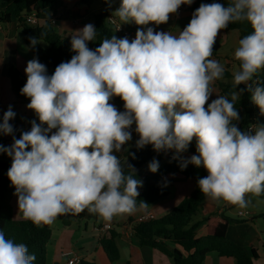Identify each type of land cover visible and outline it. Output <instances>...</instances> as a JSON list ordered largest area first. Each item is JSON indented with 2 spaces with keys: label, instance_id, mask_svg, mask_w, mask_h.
Returning <instances> with one entry per match:
<instances>
[{
  "label": "clouds",
  "instance_id": "obj_1",
  "mask_svg": "<svg viewBox=\"0 0 264 264\" xmlns=\"http://www.w3.org/2000/svg\"><path fill=\"white\" fill-rule=\"evenodd\" d=\"M192 3L121 0L113 15L122 23L158 26L182 4ZM241 21L253 31L239 40L234 53L239 61L232 73L235 90L230 99L218 95L208 103L211 85L225 72L219 61L210 59L216 38L230 23ZM96 34L92 24L75 30L71 48L76 55L51 76L38 58L27 62L20 92L30 98L27 108L40 123L32 121L31 130L19 139L13 135L10 146L0 145V152L12 158L7 175L25 220L49 225L59 215L87 209L111 221L135 211L143 181L135 178L131 164L126 175V161L114 154L132 139L133 124L137 149L151 145L157 153L173 150L181 170L189 164L203 167L208 175L197 186L211 200L246 208L247 193H264V123L246 131L235 123L240 120L236 101L245 90L264 116V82L253 79L264 70V0H231L227 7L202 3L178 35L148 26L138 28L132 41L113 35L92 50L88 42ZM29 40L33 48L41 43L35 36ZM240 84L246 88L236 91ZM113 97L122 99L124 111L109 102ZM15 115L9 106L0 133L13 134L9 121ZM193 138L196 154L184 158ZM148 168L156 173L159 162L154 158ZM35 259L25 244L0 231V264H33Z\"/></svg>",
  "mask_w": 264,
  "mask_h": 264
},
{
  "label": "trees",
  "instance_id": "obj_2",
  "mask_svg": "<svg viewBox=\"0 0 264 264\" xmlns=\"http://www.w3.org/2000/svg\"><path fill=\"white\" fill-rule=\"evenodd\" d=\"M230 2L231 0H194L189 11L193 14L202 3H221L227 7ZM96 3H100L103 10L95 16L96 38L94 41L88 42V47L92 50L99 47L104 39H110L113 35L118 38L114 28L108 24V17L112 15V11L119 8L121 0H79L78 6H92ZM48 8L55 10L62 8L63 12L59 17L60 19H78L77 14H72L66 5L58 0H6L0 4V28L15 22L18 30L24 36L29 51L35 58H38L40 63L46 65L49 71L48 75L51 76L60 63L70 61L76 53L72 51L71 39L64 38L56 33L51 22H45L42 26L29 22L32 17L39 19L41 12ZM126 26L134 32L139 28L134 23H131V25L126 24ZM223 30L237 31L239 39L251 34L253 31L247 21L230 23ZM32 36L41 41L34 48L29 40V37ZM217 56V46L214 44L210 59ZM229 76L228 73H224L223 78ZM253 78L264 82V70H259ZM26 80L27 76L23 75L17 68L12 67L10 70L12 93L18 104L27 106L30 103V98L21 95L20 92ZM219 88L220 95L228 96L229 99L231 98V92L235 90L233 85L224 83H219ZM240 89L245 88L240 84L237 86L236 91ZM117 98L121 99L120 97ZM235 107L240 116V120L235 123L241 131H246L250 125L264 123V116L260 115L259 108L252 103L249 91L245 90L243 92L240 99L236 101ZM34 120L37 124L40 123V121L32 119L26 126L25 124H11L14 128L13 134L9 135V139L0 138V145L10 146L13 143V135L16 139H19L22 132H25V127H28V131L31 130V122ZM131 153L135 154L134 159L130 155ZM123 158L126 161L124 172L127 175L131 173V170L127 168V164L133 165L136 171L145 164L150 163L154 158L160 162L165 157L161 152L154 151L151 145H147L142 149L128 150ZM11 164L12 158L6 153L0 152V231L5 233L6 239L25 244L28 247L29 254H34L36 257L33 264H47L48 245L52 239L50 228L47 225L36 226L30 220H15L13 218L14 209L8 201V196L15 190V187L11 184L7 175ZM168 174H180L193 180L195 189L169 214L150 221L133 222L132 231L134 236L138 238L140 245L163 253L175 264H204L210 253H217L221 258L233 259L236 264H255L258 258L255 251L249 254L244 248L226 236L230 225L244 220H234L225 214L203 219L197 218L201 206L207 199L197 186L198 179L208 175L203 167L198 168L189 164L187 168L181 170L177 160L167 159L164 167L156 173H150L145 177L134 173L136 179L143 181L142 190L136 198V209L150 207L158 200L169 195L168 188L162 183L152 184V181L159 180ZM253 195L264 200V193ZM141 200L146 203L144 206H141ZM84 212L86 213V209L79 214H73L74 219L82 221ZM202 223H206V234L198 236L197 230ZM64 224L69 225L67 221H64ZM119 237L120 234L115 229H111L110 236L101 240V246L111 262L120 260V251L117 245ZM171 245H177L180 249L172 248ZM80 264L92 263L82 260Z\"/></svg>",
  "mask_w": 264,
  "mask_h": 264
},
{
  "label": "crops",
  "instance_id": "obj_3",
  "mask_svg": "<svg viewBox=\"0 0 264 264\" xmlns=\"http://www.w3.org/2000/svg\"><path fill=\"white\" fill-rule=\"evenodd\" d=\"M5 1L6 0H0V4ZM58 1L63 2L72 14H77L78 19H60L59 17L63 12L62 8L57 10L48 8L41 12L36 25L42 26L45 22H51L54 18H57L56 24H52V27L56 33L67 39H71L73 32L82 29L86 24L94 25L95 16L103 10L100 3H96L92 6H78L79 0ZM193 3L191 5L182 4L184 7L182 13H178L177 10L176 13L170 14L167 23L158 26L150 24L148 26L153 27L154 31H170L172 34L178 35L179 31H182L192 18L189 8ZM239 40V33L237 31H224L223 29L220 30L216 38L215 45L217 46L218 56L213 59L219 61V63L225 68L224 73H228L230 76L219 79L211 85L214 92L210 96L208 103H211L212 100L218 98V95H220L219 83L233 85L232 73L239 69V61L234 57L235 50L239 46ZM33 58L34 56L27 48L24 36L18 30L15 22L0 29V122H2L4 112L8 110L9 106H11L12 110L16 113L15 117L9 121L10 124H28L32 119L39 121L33 110L28 109L26 105H21L16 102L12 93L10 81V70L12 67L17 68L26 76L25 68L27 62ZM47 74H49L48 69ZM241 85L246 88L245 84ZM112 100L117 110L124 111V102L122 99L113 97ZM205 108L207 109V104L205 105ZM27 130L28 127H25V131ZM53 131H55V129ZM49 135H51V133ZM135 135L136 139L134 141L130 140L126 145L122 146L121 151L116 152L115 154L122 160V162L124 161L123 157L125 153L130 149L136 148L131 146L133 143L136 145V140L139 139L137 133ZM0 138L9 139L10 136L0 133ZM191 154H196L195 138H193L188 150L182 155L189 156ZM166 162V158L160 161L158 170L163 168ZM148 165L149 163L145 164L137 169L135 173H138L142 177L152 173L149 170ZM157 183H162L168 188L169 195L167 197L158 200L150 207L136 209L131 213L115 215L111 221H105L98 214H94V241L91 242V244H79L78 242L73 244V242L69 243L68 240L64 239L63 242L54 247L53 264H66L67 258L65 257V254L67 253H70L71 256L77 255L81 257L82 260L92 264H175L163 253L150 247L141 246L138 238L133 234L132 224L133 222L140 221L141 217L149 212L153 213L156 218H161L169 214L185 198L193 193L195 182L180 174H168L159 180L152 181V184ZM141 190L142 187L138 188V192ZM14 192L15 190H13L8 196V199H11V202L9 201L11 206L13 200H18V197L14 195ZM245 199L249 201L246 208H240L238 205H235L230 209L222 211V207L226 202L220 201L217 203L207 197L198 212L197 218L203 219L225 214L234 220H244L240 223L230 225L227 229L226 236L228 239L244 248L249 254H251L252 251H255L258 256L255 264H264V200L257 198L253 193H247ZM239 211L249 212L250 215L248 217H240L238 215ZM92 217V213H89L86 209L83 220L89 221ZM83 220H67L70 230H64V233L70 234L71 232L70 235L72 237V231L78 230L81 227V222H83ZM88 221L85 223V230L88 229ZM107 225L120 234V237L117 239L120 260L116 262H111L108 259L101 246V240L110 236V231L105 234L103 230V227ZM205 234L206 223H202L197 230V235L204 236ZM70 240H72V238ZM171 247L180 249L177 245H171ZM204 264H236V262L233 259L221 258L217 253H210L206 257Z\"/></svg>",
  "mask_w": 264,
  "mask_h": 264
},
{
  "label": "rangeland",
  "instance_id": "obj_4",
  "mask_svg": "<svg viewBox=\"0 0 264 264\" xmlns=\"http://www.w3.org/2000/svg\"><path fill=\"white\" fill-rule=\"evenodd\" d=\"M115 11H112V15ZM113 17H115L113 15ZM117 20H119L118 17H115ZM120 21V20H119ZM121 22V21H120ZM122 23V22H121ZM131 23H134V22H131ZM131 23H122V24H127V25H131ZM135 24V23H134ZM136 25V24H135ZM137 27L139 28H146L147 26H139V25H136ZM119 36V35H118ZM118 38H122L121 36H119ZM110 103H114L113 100H110L109 101ZM123 111V110H122ZM26 126V124H25ZM135 126V124H134ZM28 131V130H27ZM25 131V132H27ZM136 139V135L135 133L132 134V139L131 141H134ZM133 143V142H132ZM132 147H136V145L133 143L131 145ZM137 148V147H136ZM30 150V148L28 149ZM116 154V152L114 153ZM8 201L11 202V199H8ZM18 200H13L12 202V208L14 209V219L15 220H25L23 218V215L22 213L19 211L18 209V203H17ZM92 218L91 220H83V222H81V227L76 230V231H72V237H71V232L70 234H66L64 233V230H70L68 226H66L64 224V221H67V220H73L75 217L73 216V214L69 213V214H65L64 216L62 215H59L53 223L47 225L51 232H52V239H51V243L48 245V264H53V256H54V247L57 245V244H60L61 242L64 241V239L68 240L69 243H72L73 244L75 242H78L79 244H83V243H86V244H91V242L94 241L95 239V234L93 232V222H94V214L92 213ZM87 221L89 222L88 224V229L85 230L84 227L86 226L85 223H87ZM72 238V240H70Z\"/></svg>",
  "mask_w": 264,
  "mask_h": 264
},
{
  "label": "built area",
  "instance_id": "obj_5",
  "mask_svg": "<svg viewBox=\"0 0 264 264\" xmlns=\"http://www.w3.org/2000/svg\"><path fill=\"white\" fill-rule=\"evenodd\" d=\"M183 5H181L180 7H179V9H178V13H182V11H183ZM29 22L31 23V24H37V19H35V18H30L29 19ZM56 22H57V18H54L52 21H51V23L53 24V25H55L56 24ZM108 24L110 25V26H112L113 28H114V30L116 31V33L119 35V36H121L122 38L123 37H127L128 39H129V41H132V40H134L135 39V35H136V32H134V31H132V30H130L127 26H126V24L124 25V24H122L119 20H117L115 17H113V15H111V16H109L108 17ZM119 28V29H118ZM1 29V28H0ZM118 111H121L122 112V110H118ZM247 130H248V128H247ZM131 132H132V134H136V132H135V126H134V124L132 125V127H131ZM161 154L166 158V159H172V157H173V155H174V152H173V150H169L167 153H165V152H161ZM191 155H193V154H191ZM191 155H189V156H184L183 155V157L184 158H188V157H190ZM122 161V160H121ZM235 205H232V204H229V203H225V205L222 207V211H225V210H227V209H230V208H232V207H234ZM238 215L240 216V217H248L249 215H250V213L249 212H244V211H239L238 212ZM156 217H155V215L153 214V213H151V212H149V213H146L145 215H143L142 217H141V220L140 221H150V220H153V219H155ZM110 226H104L103 227V230H104V233L106 234V233H108L109 231H110ZM71 255H70V253L68 254H65V257L67 258V263L66 264H80L81 263V261H82V258L81 257H79V256H77V255H72L71 257H70Z\"/></svg>",
  "mask_w": 264,
  "mask_h": 264
}]
</instances>
